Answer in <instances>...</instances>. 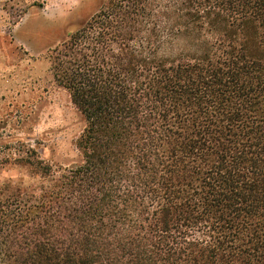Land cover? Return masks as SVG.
<instances>
[{"label": "trees", "instance_id": "1", "mask_svg": "<svg viewBox=\"0 0 264 264\" xmlns=\"http://www.w3.org/2000/svg\"><path fill=\"white\" fill-rule=\"evenodd\" d=\"M50 63L79 161L0 154V264H264V0H99Z\"/></svg>", "mask_w": 264, "mask_h": 264}, {"label": "rangeland", "instance_id": "2", "mask_svg": "<svg viewBox=\"0 0 264 264\" xmlns=\"http://www.w3.org/2000/svg\"><path fill=\"white\" fill-rule=\"evenodd\" d=\"M98 6L99 0H0V154L25 142L52 164L79 161L84 120L55 83L50 55Z\"/></svg>", "mask_w": 264, "mask_h": 264}]
</instances>
